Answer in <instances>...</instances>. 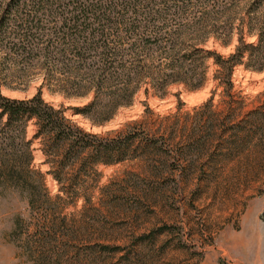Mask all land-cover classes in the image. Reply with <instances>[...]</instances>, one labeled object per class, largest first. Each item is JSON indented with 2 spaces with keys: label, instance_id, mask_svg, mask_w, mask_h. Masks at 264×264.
Here are the masks:
<instances>
[{
  "label": "trees",
  "instance_id": "16d2710c",
  "mask_svg": "<svg viewBox=\"0 0 264 264\" xmlns=\"http://www.w3.org/2000/svg\"><path fill=\"white\" fill-rule=\"evenodd\" d=\"M246 1L0 0V195L4 190L19 189L26 195L30 216L44 215V223L37 220L28 228L22 219L16 222L21 234L31 230L23 239L22 250L32 264H85L78 256L66 257L67 245L59 246V239L71 238L60 207L79 199L91 204L92 194L83 186L100 176L98 166L139 159L155 168L152 156H157L165 167L166 158H171L165 140L136 131V124H128L113 136L82 130L65 117L63 109L42 99V89L69 101L89 99L71 111L94 128L130 108L138 96L162 100L174 86L201 90L211 66L215 68L211 80L230 96L236 67L264 73V0L248 1L242 11L248 18L244 21L237 8ZM234 35L237 41L231 54L221 56L209 49L211 40L228 47ZM244 37L255 41L245 43ZM33 81L40 86L30 99H11L1 93V88L21 90L12 87L16 82ZM142 105L150 113L145 102ZM247 116V136H263L256 122L264 114ZM231 129L229 150L244 140L238 135L241 129ZM193 141L187 148L194 154L201 145L197 139ZM34 143L43 158L41 165L47 168L45 174L33 169ZM181 152L173 163L185 160ZM45 176L56 184V194L50 195L45 188ZM116 200L109 194L107 204ZM99 216L90 211L79 214L82 220ZM92 236L95 239H85L90 243L86 249L97 248V253L119 250L101 244L103 235Z\"/></svg>",
  "mask_w": 264,
  "mask_h": 264
},
{
  "label": "rangeland",
  "instance_id": "374dc122",
  "mask_svg": "<svg viewBox=\"0 0 264 264\" xmlns=\"http://www.w3.org/2000/svg\"><path fill=\"white\" fill-rule=\"evenodd\" d=\"M248 1L237 8L239 19L244 21L248 18L242 11ZM244 38L245 43L255 41ZM232 39L228 47L213 40L208 47L227 56L233 52L237 36ZM208 65L211 66L210 62ZM214 72L211 66L205 86L198 91L174 86L162 100L152 95L148 99L138 96L130 108L120 110L99 128L91 127L71 111L84 106L89 99L69 101L42 89L46 103L63 109L65 117L86 132L113 136L128 124H136V131L165 140L164 147L171 153L165 167L157 156H152L155 168L139 159L98 166L100 176L83 186L92 194L91 204L79 199L71 206L60 207L62 216L67 217L65 226L71 237L59 239L61 248L67 245L66 257L78 256L85 264H264V134L248 137L246 133L250 129L247 114H264V73L236 67L228 96L211 80ZM39 86V81L16 82L12 87L21 90L1 88V93L11 99L26 100L35 95ZM143 102L150 113H145ZM229 116L232 118L227 120ZM259 119L256 125L264 132V119ZM235 126L242 130L238 135L244 140L238 148L229 150L227 143L233 141L231 128ZM31 135L29 126L27 138ZM194 139L201 146L193 154L187 146ZM36 148L34 143L33 169L45 174L47 168L41 165L43 158ZM180 150L185 160L173 163ZM44 178L50 195L56 194V184L50 177ZM109 194L117 197L111 205L107 204ZM26 201L19 189L1 192L0 264H32L22 250L23 239L31 230L21 234L16 222L22 219L28 228L29 223L37 220L44 223V215L41 212L43 216H30ZM83 211L98 212L100 216L82 220L79 214ZM47 214L53 218L50 212ZM98 233L105 237L101 244L119 250L97 253V248L86 249V243H90L85 239H95L92 235Z\"/></svg>",
  "mask_w": 264,
  "mask_h": 264
}]
</instances>
